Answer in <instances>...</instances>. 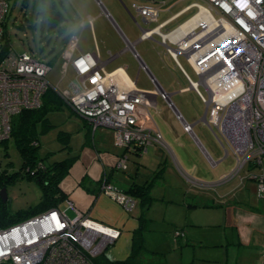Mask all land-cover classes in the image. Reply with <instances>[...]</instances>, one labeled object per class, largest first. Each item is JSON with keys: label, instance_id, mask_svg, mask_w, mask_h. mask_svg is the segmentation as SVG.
Wrapping results in <instances>:
<instances>
[{"label": "built area", "instance_id": "1", "mask_svg": "<svg viewBox=\"0 0 264 264\" xmlns=\"http://www.w3.org/2000/svg\"><path fill=\"white\" fill-rule=\"evenodd\" d=\"M177 1L137 0L140 6L134 9L146 25ZM194 1L190 8L196 11L172 29L163 32L185 10L152 29L139 25L137 42L157 38L182 72L189 90L205 106L204 124L219 135L225 152L230 151L237 160L238 174L249 162L261 165L264 160V0ZM9 13V0H0V51ZM78 40L70 35L60 54L63 75L73 71L78 91L75 95L58 92L63 102L87 120L92 130H112L114 145L119 148L145 153L149 145L158 144L166 149L161 134L150 123L149 109L154 108L150 94L138 90L123 68L106 73L98 53L77 54ZM134 46L127 42L126 49L135 51ZM180 56L197 81L182 68ZM133 57L148 74L154 95L166 103L183 131L192 135V126L175 108L171 95L155 82L136 53ZM50 71L49 65L27 53L0 56V142L8 139L15 116L26 109H39L44 94L55 90L47 79ZM126 161V157L119 158L116 169L126 170ZM251 178L256 179V175ZM105 180L101 181V192L132 212L134 198ZM257 197L264 199L262 175L257 181ZM68 209L74 212L71 218L66 215ZM66 210L52 209L0 227V264H95L94 260L119 238L120 231L93 221L71 202Z\"/></svg>", "mask_w": 264, "mask_h": 264}, {"label": "rangeland", "instance_id": "2", "mask_svg": "<svg viewBox=\"0 0 264 264\" xmlns=\"http://www.w3.org/2000/svg\"><path fill=\"white\" fill-rule=\"evenodd\" d=\"M98 1L104 10L109 13L118 29L131 42L139 39L138 26L142 23L134 9V7L140 6L137 0ZM194 2V0H179L170 9L163 11L158 22L164 20L166 22L185 10L175 21L169 23L163 32L176 27L189 18L196 11L195 8H190ZM9 3L10 13L5 29L9 45L16 54L27 53L36 61L49 65L51 71L47 79L52 88L59 93L69 92L70 95H75L78 92L73 73L68 70L63 75V61L60 59L64 41L69 35L79 38L78 49H86L91 53L99 52L101 62L108 59V52L115 56L126 49L119 33L111 22L101 14L103 11L95 0H9ZM52 5L55 11L67 18V21L59 23L61 28H58V26L50 27L48 22L46 20L42 22V16L38 15L39 10L49 11V7ZM47 14L46 12L44 16ZM85 20L88 23L82 26V22ZM91 21L93 24L90 23ZM155 25V23H152L146 27L152 28ZM154 39L155 41L138 42L134 46L135 51L140 55L142 61L145 62L150 73L163 90L171 95V101L185 120L190 124L196 123L192 128V132L198 139L204 141L205 148L212 150L211 146L215 144L216 149H221L219 135H215L209 127L203 124L204 122H198L205 115V106L199 101L194 91L181 92V89L188 88L189 84L183 77L182 72L165 53V49L158 44L157 38ZM95 44H97L98 52H94ZM162 59L167 62L168 59L171 61L165 65L162 63ZM179 62L191 79L197 81L186 60L180 56ZM151 63L153 66L150 69L147 64L150 65ZM117 67L125 69L129 78L136 82V87L139 90L154 89V85L150 82L147 74L143 71L138 72L139 65L131 51L126 50L106 65L105 72L110 73ZM48 119L51 127L39 137V154L41 157L48 155L49 159L47 161L51 163L68 156L74 157L80 153L82 143L86 140L84 128L86 122L67 106L49 113ZM202 128L204 129V138L200 134ZM60 131L67 133V146L70 147L69 149L65 148L66 145L63 141L57 138ZM156 152L157 149L150 150L148 153L145 152L141 158L142 164L149 170L146 171L143 180H146V178L151 179V177L155 178L149 190L150 205L145 212L148 224L147 230L143 233L146 248L143 260H146V263L155 260L164 264H191L195 259H197L196 262L209 261L212 258L214 260L222 251L220 242L232 232L224 224L227 217L225 211L229 207L227 202L233 200L242 202V206H248L251 202L257 204V187L255 183L247 179V174L242 173L240 174L242 175V181L244 179L247 184V186L245 184L244 189L239 190L240 184L237 181L228 186L218 187L219 185L216 183L220 179L210 180L217 176L207 178L205 165L199 167V170L196 164L193 165L194 161L185 163L187 159L192 160V156H185L180 153L179 149H176L173 151V156L167 154V159L163 163ZM135 158L130 156L126 161L127 170L125 173H116L115 177L120 179L124 178L126 173H131L136 167ZM174 159L178 161V165L175 167L173 165L175 164ZM228 163H231L230 159ZM22 166L23 158L14 140L10 138L6 143H0V178H4L5 175L19 173L6 186L8 199L6 210L13 217L18 213L34 208L41 197L39 186L34 181L21 177L23 175ZM262 168L264 169V162ZM262 168L256 171L260 173ZM177 169L180 175L177 173ZM234 169L235 163L232 162L228 168L231 171L225 177L232 179L230 174ZM181 173L191 178L193 182L189 183ZM139 177H142V175ZM105 178L103 176L102 180L106 181ZM208 188H210V191H204ZM134 200L136 206L132 211L135 210V213L140 215V203L137 199L134 198ZM204 203L205 205L206 203H212L213 206L204 207ZM67 207L68 204L63 203L59 209L64 211ZM80 212L82 213V211ZM66 215L71 218L74 216V212L68 209ZM22 216L29 215L24 214ZM23 219L25 220V218ZM11 225L13 224L7 226ZM176 232L183 236L178 241L175 240L174 233ZM152 252L156 254H152Z\"/></svg>", "mask_w": 264, "mask_h": 264}, {"label": "crops", "instance_id": "3", "mask_svg": "<svg viewBox=\"0 0 264 264\" xmlns=\"http://www.w3.org/2000/svg\"><path fill=\"white\" fill-rule=\"evenodd\" d=\"M95 2L103 11V13L101 14L104 15L105 13L107 15L104 16L111 22V24L117 30L125 46L127 42H130L135 45L138 44L137 42L138 39L131 42L130 39L127 38V36L118 29V27L112 21L113 19L109 16V13L106 12L104 8L98 3L99 1L95 0ZM159 18L160 15L156 21L149 22L146 25L142 24L144 26L142 25L141 26L146 27L152 23H155L156 25L154 27H156L158 24H162L165 22V20L162 22H158ZM86 23H88L86 22V20L83 21L82 26H84ZM90 23L93 24L92 21ZM93 38L95 39L94 35ZM78 48H77V54L91 53V51H87L86 49H81V48L78 49ZM126 50L127 49L122 50L115 56H112L111 52H108L107 53L108 59L102 63L108 65L111 61H113L116 57L120 56ZM95 51L98 52L97 44H95L94 52ZM136 54L138 55V58H140L142 64L146 66L145 62L142 61L140 55L137 52ZM110 56L113 57L111 61H110L111 58ZM99 59L101 61L100 55H99ZM168 60L171 61L170 59ZM168 62L162 59L163 64L166 65V63ZM147 65L149 68L153 66L152 63L150 65L149 64ZM119 68H123V67H117L114 70ZM70 71L73 73L72 70ZM139 71H142L140 70V65L138 72ZM147 71L148 73H150L148 68ZM125 74L129 78L126 72ZM150 75L153 77L151 73ZM154 80L156 83H158L155 78ZM182 90L189 91V87L181 89V91ZM140 91L147 92L150 94V99L154 105V108L149 109L150 123L151 126L154 128V130H156L161 134L163 144L166 147L165 149L164 147L158 144H151L147 147L146 153H148V151L150 150L154 151L157 149L156 153L157 155L160 156V158L164 163V161H166L167 159V154L173 156L174 154L173 151L179 149L181 154H184L185 156L190 155L193 157L192 160L187 159L185 163L189 161L190 162L194 161L193 165L196 164L197 169L199 170H200L199 167H204L205 165L206 168L205 173H207V178L217 176L211 178L210 180L220 179V181L216 183L217 185H219L218 187L228 186L233 182L237 181L240 184L239 190L245 188L246 182L244 179L242 181V177H241L242 175L239 174V176L234 178L232 177V179L230 177H225L228 176V174L231 171L228 170V168L231 166L232 162L235 163L234 156L230 151L228 152V155L225 156L223 148L221 147V149L218 148L216 149L215 144L211 146L212 150H207L204 146V141L198 139L195 134L190 135L183 131L181 124L175 118L174 113L167 107L166 103L162 100L160 101V98L154 95L155 89L153 90L142 89ZM82 119L86 122L84 123L86 140L82 143L80 153H78L74 157H69V156L67 157V158H73L74 161L69 170L68 175L62 180L60 184V187L67 199V201H65L64 204L66 203L68 204V202H71L77 209L85 213L87 217L103 225L118 229L120 231L119 238L111 246H109V248L104 252V256L109 261H122L125 258H127L128 255L130 254L131 246H132V234L138 228L139 215L135 213V210L132 212H126L111 197L103 194L100 190L101 180L103 176H105L109 183L115 185L120 191L126 192V190H128L133 185L145 184L150 178L148 179L146 178V180H143V178H145L144 176H146L145 174L146 171L149 170H147L144 167L141 161V158L144 155V153L135 155L132 149L126 151L124 148H119L115 146L113 142L114 139H113L112 130L102 127L92 130L89 122L84 118ZM200 121L204 122L203 117L198 122ZM195 124L196 123L190 125L193 128ZM200 134L204 138L203 128L200 129ZM60 136L61 133H59L57 138L59 139ZM63 143L66 145L65 148L68 149L70 148L67 146V140L63 141ZM213 146L215 149L213 148ZM130 156L136 157L135 158L136 167L132 170L133 173L132 172L126 173V175L124 174L125 177L120 179L118 177H115L116 173L118 174L125 173V171L127 170V168L124 171L116 169L117 160L121 157H126V160L128 161V158ZM229 159L231 160V163H228ZM174 162L175 164L173 165L175 167L178 165V161L174 159ZM263 162L264 160H262V164ZM188 164L191 166L190 163ZM262 164L260 168H262ZM177 173H178V169H177ZM255 173L264 176V169L262 168L260 173H258L257 171H255ZM246 174L247 173L244 172V175ZM141 175L142 177H139ZM254 183L255 186L257 187L256 182ZM209 189L210 188L205 189L204 191H210ZM254 191H255V187H254ZM256 196H257V188H256ZM257 199H258L257 204L255 202H251L250 205L248 206L247 205L242 206L241 205L242 202H237L234 200L232 202H227L229 207L225 211L227 217L226 220L224 221V224L228 226L232 230V232L229 236H227V238L223 239L220 242V247H222V251L220 255L214 258V260L212 258L209 261L208 260L204 261L206 264H264V199L261 200L258 197ZM182 237L183 236L180 234L175 235V240L178 241ZM153 253L154 252H152V254ZM143 257L144 255L142 256V258ZM196 260L197 259H195V261L192 262L191 264H205L203 261L196 262ZM155 262H156L155 260L150 261V263H155Z\"/></svg>", "mask_w": 264, "mask_h": 264}, {"label": "trees", "instance_id": "4", "mask_svg": "<svg viewBox=\"0 0 264 264\" xmlns=\"http://www.w3.org/2000/svg\"><path fill=\"white\" fill-rule=\"evenodd\" d=\"M46 12L48 14L44 16ZM39 13L38 15L42 16V22H45L46 20L50 27L58 26V28H61L59 27L61 26L59 23L61 21H67L66 17L61 16L58 11H55L53 5L49 7V11L39 10ZM5 29L6 27H4L0 56H5L9 52H14L7 40ZM67 38L64 41V46ZM65 105L66 104L60 98L58 92L56 90L49 89L44 94L42 98V105L39 109L23 110L20 114L13 118L11 122V132L8 139L0 142L6 143L10 138L14 140L15 145L23 158V166L21 169L23 175L21 177H26L27 179L34 181L41 190L39 203L28 211L18 213L15 217L7 213L6 206L8 201L3 203L0 200V227H6L9 224L15 225L25 221L26 218L28 219L33 216H37L52 209H59L60 206L65 203L66 196L62 191L60 184L68 175L74 161L73 158H65L50 163L47 161L49 159L47 155L41 157L39 154V137L51 127L48 114L62 109ZM60 133L61 136L59 139L61 141H66L68 137L67 133ZM133 153L135 155L142 154L139 149H135ZM260 167L261 165L256 162H249L246 167V171L254 172ZM15 175H19V173L14 175H5L4 178L1 177L0 189L3 187L6 188V186L13 181V177ZM252 175H256V179H252ZM260 176V174L251 173L247 174V179L254 181L257 184ZM153 180H155V178L151 177V179L143 185H133L126 190V192L122 191L123 193L137 199L141 206L140 215L138 217V228L132 234V246L128 257L122 261H109L103 253L94 260L95 264H164L160 261H156L155 263H146L142 258L143 253L146 251L143 233L147 230L148 224V221L145 218V212L150 205L151 197L149 196V190L153 184ZM212 206V203H206V205L204 203V207ZM24 214L29 216H22ZM23 218H25V220Z\"/></svg>", "mask_w": 264, "mask_h": 264}, {"label": "water", "instance_id": "5", "mask_svg": "<svg viewBox=\"0 0 264 264\" xmlns=\"http://www.w3.org/2000/svg\"><path fill=\"white\" fill-rule=\"evenodd\" d=\"M132 54L136 53L135 51H131ZM113 59V57L111 56L110 61ZM104 66L106 65L105 63H102ZM176 108V107H175ZM0 200L3 203H6L8 201L7 199V193H6V188L3 187L0 189Z\"/></svg>", "mask_w": 264, "mask_h": 264}, {"label": "flooded vegetation", "instance_id": "6", "mask_svg": "<svg viewBox=\"0 0 264 264\" xmlns=\"http://www.w3.org/2000/svg\"><path fill=\"white\" fill-rule=\"evenodd\" d=\"M225 153V156L228 155V152H224ZM235 159V158H234ZM236 169H237V160L235 159V169L233 170V172L231 173L230 176H232L233 178L236 176Z\"/></svg>", "mask_w": 264, "mask_h": 264}, {"label": "bare ground", "instance_id": "7", "mask_svg": "<svg viewBox=\"0 0 264 264\" xmlns=\"http://www.w3.org/2000/svg\"><path fill=\"white\" fill-rule=\"evenodd\" d=\"M246 171V168H244V167H241L240 169H239V171H238V174H236V176H238L239 174H242V173H244ZM246 173V172H245ZM93 220V219H92ZM93 221H95V220H93ZM95 222H97V221H95ZM99 223V222H98ZM101 224V223H100Z\"/></svg>", "mask_w": 264, "mask_h": 264}]
</instances>
